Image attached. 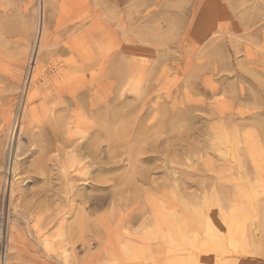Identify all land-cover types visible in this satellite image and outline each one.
<instances>
[{
  "label": "rangeland",
  "instance_id": "obj_1",
  "mask_svg": "<svg viewBox=\"0 0 264 264\" xmlns=\"http://www.w3.org/2000/svg\"><path fill=\"white\" fill-rule=\"evenodd\" d=\"M79 2L82 11L70 0H0V264H264V0ZM41 21L50 53L46 77L56 72L54 60L72 58L69 45L75 64L86 69L80 73L86 88L59 98L69 103L68 117L75 96L88 101L87 113H114L112 127L101 124L106 162L111 150L105 129L114 128L118 137L110 153L117 164L102 173L103 189L72 184L68 236L48 250L43 237L56 234L60 203L43 214V225L55 219L49 229L42 225L37 232L36 214L24 209L31 200L26 176L17 177L25 179L24 195L11 196L17 178L9 159L19 136L26 147L40 131L30 125L22 133L20 125ZM35 81L42 84L44 77ZM45 171L50 181L36 188L51 184L56 192L58 167ZM53 195L42 201H55ZM94 195L101 207L89 209ZM232 212L242 232L228 231ZM208 223L220 242L207 239ZM61 248L67 249L65 260ZM134 249H145L146 257Z\"/></svg>",
  "mask_w": 264,
  "mask_h": 264
},
{
  "label": "bare ground",
  "instance_id": "obj_2",
  "mask_svg": "<svg viewBox=\"0 0 264 264\" xmlns=\"http://www.w3.org/2000/svg\"><path fill=\"white\" fill-rule=\"evenodd\" d=\"M70 6H71V8H74L77 11H79L80 9L82 11V9H83L82 3L79 2V0H70ZM43 10H45V9H43ZM80 12H79V14H80ZM43 13H44V11H43ZM78 15H76V16H78ZM95 27H96V22H94V28ZM1 31H0V33L2 35ZM95 31H96V29H95ZM38 33H39L38 44L32 48L31 58L29 59V60H31L30 63L32 64L33 73L28 80V91L26 94L25 102H24L23 107H22V122L20 125L21 126L20 130L23 133V130H24L23 128L29 127L30 125H37V127L40 131H38L36 133L35 132L32 133V137L29 140V143L26 147H23V145L20 143L21 137L19 136L17 139V143L12 147L11 153L9 154V159H10V164H11L10 167H11V170L13 172L12 173L13 177L17 178L18 176L23 175V176H26V179L30 182V190L28 192L30 193V196H31L30 199L31 200L28 202L27 205H25L24 209L26 210L27 213H30L32 215V217H33V215L36 214V218H35L36 220H35L34 226H35L37 232H40V228L44 224V222L42 221L43 220L42 219L43 214L48 213L51 209L55 208L53 206L54 202L56 203V201H57L60 203V205H59L60 207H56V209L59 208L58 209L59 213L58 212H56V213H58L60 215V221H59L58 227H57L56 232H55L56 234H53L52 236H50L51 234L50 235L48 234L49 236L47 235L46 237H43L44 242L42 240L43 243H46L45 247L47 248L46 250H48L50 247H52V244L54 242L53 240L63 242L66 239V237L68 236V233H69L68 232L69 231L68 230L69 229V227H68L69 226L68 225V221H69L68 213H70L72 211L67 212L66 209L68 207L67 200H69L68 194H69V191L71 190V188H73L72 184L74 182H77V181L78 182L83 181L84 183L89 182L90 185L92 186L93 191H95V192L97 190L103 189L101 187L102 185L101 186L99 185V183L101 181L102 173H108V172L110 173V171H112L116 167V164H117L113 161L114 157L112 155H110V153L112 152L111 154H114L113 151L115 150L116 142H118V141H116V139L118 137L116 138V132L113 131L114 128L111 129L112 126L110 125L112 122L114 123V121H113L114 117H115L114 113L110 112L109 115L108 114L101 115L102 113H100V111H98L97 109H94V110L92 109L87 113L84 108H85V105L87 106L86 103H88V101L84 100L85 98L83 96H82V99H77L75 96V98L73 99V102H72V105H73V108L71 109L72 114L70 117H68V114L70 113L69 103L67 104L68 105L67 106L59 98H61L62 94H64V93H71L73 95L71 97L73 98L75 94L80 92L82 89L86 88V81H85L84 77L80 75V73H84L85 72L84 70H86V69L83 68L84 69L83 70V69H81V66L75 64V63H78V60H76L77 54L72 49V47L68 44L69 45V47H68L69 51L68 52L72 58L70 60H67V61L66 60H60L61 58L59 60L57 59V60L53 61V55H56L58 51L56 52V54L53 53V55H51V60L53 61V63H52L53 66L56 68V72H54L53 75L46 77L47 74H45V72H46L45 60H46V57L48 58L50 56V53H48V55H47L45 52V50H46L45 49L46 48V42L45 41H46V37H47L46 35L48 32H47V29L45 27L44 21L43 22L41 21L40 29H39ZM77 49H78V47H77ZM20 53H21V56L23 57V59H25L27 51L21 50ZM78 55H79V53H78ZM57 58H58V56H57ZM74 58H75V60H74ZM82 70L84 72H82ZM71 73H74V74L76 73V75H77V76L75 75L73 80H69V74H71ZM95 73H92V75ZM39 77H44V81L42 84H39L37 81H35ZM94 89H97V86L94 85V83H93L91 90H94ZM97 93H98L97 90H94L91 98L89 99V103L91 104V107H93V108L97 105L96 103H94L95 98H97ZM80 94H79V96H80ZM55 98H57L58 101H56ZM36 102H38V104H36ZM110 111H112V110H110ZM49 119L50 120L52 119L51 121H53V124L51 125L52 127L47 126L49 123ZM103 123L104 124L107 123L111 126L109 129H108V127H107V129H105V131H106L105 133H106L107 138H108V140H107L108 141V149L111 150L109 152V154L107 155L108 159H109L107 162L103 158L102 145L100 143L101 135L103 133V130H101L102 129L101 124H103ZM9 124L10 123H8V125ZM12 126L13 125H11L10 127H12ZM7 129H9V128H7ZM110 129H111V131H110ZM19 135H21V134H19ZM138 139H140V138H138ZM119 140H121V139H119ZM136 142H137V140H136ZM140 147H141V145H140ZM3 149H5V148H3V142L0 141V176L2 174L1 171H2V168L4 165V159H5ZM140 152H141V150H140ZM52 153H55V155L53 154L54 155L53 156ZM32 157L35 159L32 162H30L29 165H27L26 160H28L29 158H32ZM116 162H118V160ZM49 165L50 166L55 165L58 167V175H59V178H58L59 181L58 182L61 185L60 186L61 188L59 190L57 189L56 192H54L53 188L50 186L51 184H49L46 187V189L45 188H42V189L36 188V185L38 183H41L42 181H45V180L50 181L51 176L49 177L48 174L46 173L47 170L45 171V168L49 167ZM23 166H24V168H22ZM103 166H108V167H106L107 169L104 170V172H102ZM240 166H241V164H240ZM9 170H10V168H9ZM95 171H98V173L96 172L97 174H95ZM259 171H260V169H259ZM260 174H261V172H260ZM24 181H25V179L22 182H24ZM22 182H21V179L17 178L16 181L13 183V187H12L13 189H12V195H11L12 197L14 194H17V193H18V195H22V194L24 195V193L22 192V189H24V187H27V186H23ZM11 185H12V183H11ZM14 187H17L18 189L14 188ZM237 190L240 192V196H241V194L243 193L242 186L238 185ZM52 194H54L53 196H56V198L54 199L55 201H51L52 199H50V198H49L50 199L49 203H48V201H44V202L42 201V198H47V197L51 196ZM93 194H95V193H93ZM84 197L85 196H83L82 198H84ZM88 199H90V202H92V205L90 204L89 209L90 208L92 209V207H93V209L98 208V206L101 207V204L98 202L99 198L96 197V195L91 196ZM239 199H240V197H239ZM83 202H81L84 206L83 209H87L85 206V204H87V201L83 200ZM72 204H73V202H72ZM74 204H75V202H74ZM74 204H73V206H74ZM61 206H62V208H61ZM73 206H72V208H73ZM74 210L75 209H73V211ZM97 210H99V209H97ZM90 211H92V210H90ZM72 213H74V212H72ZM198 214H196V215H198ZM234 215H235V213L232 212V218L226 225L227 229L229 232H242L243 228L240 225L238 226V221L235 220ZM198 217H200V216H198ZM198 217H196V218L198 219ZM160 218H161V216H160ZM202 218L203 217L201 216V219ZM159 219L157 221V218H156V222L157 223L159 222L161 224ZM208 219L209 218H207V220ZM210 219H212V218H210ZM53 220H55V219H53ZM177 220H179V219H177ZM52 221L51 220L48 221L45 225H43V228L47 227L49 229V227H50L49 225L51 224ZM198 221H200V220L198 219ZM224 221H226V220H224ZM159 223L157 225H160ZM208 225H209L208 226L209 229H208V227H206L207 228L206 230H209V231H205V232H208L207 233V236H208L207 239H211L212 243H213V241L220 242V236L216 232L217 230L214 227L215 225L214 226L212 225L214 227L213 229L210 228L209 223H208ZM173 229H175V227ZM189 230H191V229H189ZM189 230H186V231H189ZM42 231H43V229H42ZM158 232H160V230H158ZM191 232H193V231H191ZM42 234H43V232H42ZM44 236H45V233H44ZM194 237H195V235H194ZM199 238H200V236H199ZM201 239H203V238H201ZM67 241H68V239H67ZM196 241H199V239ZM207 242H208V240H207ZM196 243H198V242H196ZM63 246H61V247H63ZM208 246H209V244H208ZM61 249H63V248H61ZM144 250L145 249H140L136 252V250L134 249V252L138 253V254H136V255H138V257L144 258V257H146V252H147L146 250H145L146 252ZM61 252H62L61 255L64 258V260L67 259V257H68L67 256V249L64 248ZM142 260L144 261L145 259H142Z\"/></svg>",
  "mask_w": 264,
  "mask_h": 264
}]
</instances>
